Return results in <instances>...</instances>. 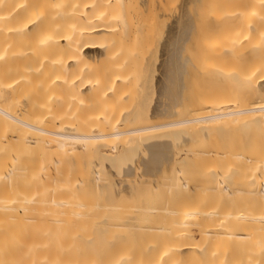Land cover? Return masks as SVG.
<instances>
[{
	"label": "bare ground",
	"instance_id": "1",
	"mask_svg": "<svg viewBox=\"0 0 264 264\" xmlns=\"http://www.w3.org/2000/svg\"><path fill=\"white\" fill-rule=\"evenodd\" d=\"M109 1L0 0V204H4L0 214L8 212L0 225L8 231L12 226L11 235L5 233L6 242H12L10 264H264V143H260V136L258 140L250 137L254 140L253 145L249 140V155L238 145L243 139L240 129L264 132V7L260 10L253 0L251 6L245 3L248 0H219L220 6L234 3V8H229V13H225L228 8L223 9L228 14H224L223 26L214 17L223 28L216 22L218 27L209 31L210 40L203 38L208 41L198 44V51L194 47L197 58L186 67L191 65L193 70L187 73L190 70L184 68L191 81L188 85L185 76L182 80L179 77L185 73L180 70L183 63L177 60L187 33L183 36L177 30L175 42L172 38L168 44L166 41L169 48L173 42V51L169 66L164 63L168 67L164 79L169 83L165 88L173 91L165 93L177 118L165 120L170 112L159 109L161 113H155L166 117L163 121L129 127L132 115L125 110L116 112V107L123 106L119 103L130 95L126 86L135 80L134 61L145 48V31L139 26L131 37L135 44L142 42L137 44L141 50L134 53L132 46L129 48L132 42L115 36L113 11L106 6ZM239 3L249 7L237 8ZM212 4L207 6L214 7ZM248 43L250 54L246 55ZM166 49L163 52L168 53ZM188 54L190 62L192 54ZM94 56L101 67L95 65ZM212 59L220 64L209 62ZM231 60L240 64L239 68L223 66ZM246 99L250 102L245 103ZM85 102L105 108L89 114V120L93 117L97 124L91 123L95 128L86 132L78 119L84 112H78V107ZM178 108L185 111L184 117L179 110L176 113ZM226 129L231 135L225 140ZM236 129L240 137L234 134ZM211 133L216 139L222 135L217 141L224 137V143L201 152L208 163L188 177L185 168L192 160L197 164L199 155L189 149V142L195 138L202 144L209 135L214 136ZM132 142L137 144L129 148ZM116 145L125 153L109 157L106 148L116 149ZM183 146L186 148L181 149ZM65 153H75L76 160L91 154L93 166L91 161L87 166L89 163L74 160L63 168L60 156ZM111 164V174L104 173ZM195 164L191 166L198 168ZM78 168L82 169L79 176ZM202 185L204 190H198ZM93 193H102L106 204H87ZM200 193L202 200L197 199ZM122 196H136L135 208H116L114 201ZM209 198L241 206L220 210L207 203ZM72 199L78 203L72 205ZM150 202L158 204L147 206ZM6 208L11 210L12 219ZM192 231L197 232L198 240L192 239ZM142 237L158 239L159 243L146 250L139 243ZM7 247L1 249L5 252Z\"/></svg>",
	"mask_w": 264,
	"mask_h": 264
},
{
	"label": "rangeland",
	"instance_id": "2",
	"mask_svg": "<svg viewBox=\"0 0 264 264\" xmlns=\"http://www.w3.org/2000/svg\"><path fill=\"white\" fill-rule=\"evenodd\" d=\"M207 3V4H209V5H211L212 3V5L214 6V7H210L209 5L207 6V4L205 3V2ZM120 0L118 3H115V1L114 0H111V1H109L107 4H106V6L107 7H109V8H111L112 9V11H113V14H112V16H113V19L111 20L112 22H113V25L117 28H115L116 29V33H115V36H116V38L117 39H125V41H128L129 40V42H132V41H130V40H132L131 39V37H134L133 35H134V32L136 31V32H138L136 29H138V27L140 26H143L142 27V29L144 28V30H142V29H140L139 28V31L140 30H142V32L143 31H145V38L144 39H142L143 41L142 42H144V46L142 45V47H145V48H143V50L142 51H140L141 50V47H137V44L138 43H134L135 42V40H134V42H132V43H134V47H133V45H131L132 43H130V47L129 48H131V46H132V48L134 49V53L136 52V53H138L139 51L141 52L140 54H136V56H137V59H136V61H134V58L133 57H135L136 58V56H135V54L133 55V57H131L132 58V60L134 61V63L135 62H137V64H136V66H133L134 68H136V69H131V70H133L132 71V73L133 74H135V80L130 84V86H126L127 87V89H129L130 88V92H128L130 95H129V97H127V99L124 101V102H122V103H119L120 105L122 104L123 106H118V107H116V112H119V110H120V112H124V110H125V112L124 113H127V112H130V114L132 115L129 119H131V121H130V123H128L127 124V126H129V127H134V126H140V125H145V124H153V123H157V122H160V121H163L166 117H162V116H156L157 114L156 113H158V114H160L161 113V111H162V113L163 112H170V117H168V118H166L165 120H167V119H170L171 117H175L174 116V112H172V110L174 109V105H173V102H171L172 103V105H168V104H171V103H168V102H170V99H169V91H171V92H173L172 90H169V86H167V88H165V84H168L169 85V83L168 82H166V78L165 77H167V75H166V71H168V67L167 66H169V64L167 65V61H169V58L168 57H170L171 56V53H172V44H173V42L172 43H169V44H171L170 45V47L171 48H169V47H167L166 46V41H167V44H168V40H170L171 38V41L173 40H175V38H176V34L177 33H179L180 31L182 32V34H183V36H185L186 38H184V39H182V40H188V41H182L183 43H181L182 44V48H181V50L180 51H178V62H179V64L181 63V65H182V63H183V65L181 66V67H183V69H180L181 70V72H183L184 71V68L188 71V70H190V71H188L187 73H191V71L193 70V68L191 69L190 67H192L191 65H189V67L188 68H186L188 65H187V63H191L192 62V60H193V62H194V59L195 58H197V57H194V56H196V54H197V51H198V48H197V46L199 47V45L198 44H200L203 40L204 41H208V40H210V39H208L207 37H211V36H209V31L211 30V29H213V28H215V27H218V26H220L221 24H219L218 22H220V21H216V20H218V19H220L221 20V22L220 23H222L223 21H222V19L224 18V16L225 15H228V14H225V13H227V11H228V13H229V8L231 9L232 7L234 8V3H232L231 5H230V3H228V4H223V5H221V6H228V7H226V8H223V7H221L219 4L221 3V1H223V0H221V1H219V0ZM213 1V2H212ZM215 1V2H214ZM231 0H229V2H230ZM233 1V0H232ZM243 1V0H242ZM241 1V2H242ZM246 0H244V2H245ZM220 2V3H219ZM224 2H226V0L224 1ZM223 2V3H224ZM235 2V1H234ZM238 2H240V0L238 1ZM250 2H252L251 0H248V2L246 1L245 3H247L248 5L250 4ZM253 2L255 3V2H257V3H259V6H258V8L261 10V8H260V6L262 7H264V5L262 4L261 5V3L263 2L264 3V0H253ZM202 3H204V5L202 4ZM218 4V5H214V4ZM243 3V2H242ZM245 3L244 4H240L239 6L240 7H237V8H242L241 6H244V7H247L248 5L246 4V6H245ZM206 4V5H205ZM252 4H250L249 6H251ZM258 5V4H257ZM202 6H205V7H203L202 8ZM220 6V7H219ZM248 6V7H249ZM116 7L117 8H121V11L120 12H116L115 10H116ZM255 7V6H254ZM257 7V6H256ZM262 7V8H263ZM207 8H209V9H207ZM221 8V9H220ZM228 8V10H226ZM252 7H250V8H247V9H251ZM202 9V10H201ZM203 9H204V11H205V9L207 10V12H205L204 13V11H203ZM226 10V12L224 13V10ZM257 9V8H256ZM214 10H215V12H214ZM233 10H235V9H233ZM124 11H125V13H124ZM232 11V10H231ZM230 11V12H231ZM221 12V13H220ZM264 12V11H263ZM119 13V14H118ZM121 13V14H120ZM183 13V14H182ZM207 13H208V15H207ZM218 13H219V16H217L218 15ZM232 13V12H231ZM225 14V15H224ZM205 15H207V17L205 16ZM211 15V16H210ZM223 15V16H222ZM214 17H216L215 19H214ZM221 17V18H220ZM177 18H178V21H177ZM206 18L208 19V21L206 20ZM209 18H211V19H209ZM122 19H123V21H122ZM180 19V20H179ZM212 19L214 20V21H212ZM190 21V22H188V21ZM209 20H211V21H209ZM186 21V22H185ZM124 22V23H123ZM210 22V23H209ZM218 23V26H216L217 24H215V23ZM186 24H188V25H186ZM209 24V25H208ZM122 25V26H121ZM186 27H185V26ZM210 25H212V27H210ZM224 24L222 23V26H223ZM225 26L227 27L228 25H226L225 24ZM184 27V28H183ZM189 27V28H188ZM221 27V26H220ZM225 27V28H226ZM179 28V29H178ZM221 28H223V27H221ZM173 29V30H172ZM175 29V30H174ZM186 31H185V30ZM190 29V30H189ZM216 29V28H215ZM217 29H219V28H217ZM179 32H178V31ZM214 30V29H213ZM212 30V31H213ZM173 31V32H172ZM141 32V31H140ZM184 33H187V34H185L184 35ZM214 33V32H213ZM138 34H141V33H138ZM181 33H180V35H182ZM204 34V35H203ZM142 35V34H141ZM172 35H174V36H172ZM179 34H178V36H180ZM210 35H212V34H210ZM216 35V34H215ZM172 36V37H171ZM177 36V37H178ZM183 36L182 37H179V38H183ZM206 37V38H205ZM128 38H130V39H128ZM203 38H205V39H208V40H205V39H203ZM138 39H139V35H138ZM141 39V38H140ZM178 39V38H177ZM193 39H195V41L193 40ZM147 40V41H146ZM124 41V40H123ZM192 41H194L193 42V44H192ZM203 41V43H201V45L202 44H204L205 42ZM217 41H218V39H217ZM216 41V42H217ZM129 42L128 43H126V45L128 44L129 45ZM137 42V41H136ZM141 42V43H142ZM157 42V43H156ZM164 42H165V44H164ZM175 42V41H174ZM197 42V43H196ZM215 42V43H216ZM140 42H139V44H141ZM124 44H125V42H124ZM138 44V45H139ZM157 44V45H156ZM180 44V45H181ZM147 45V46H146ZM163 45H165V46H163ZM183 45L185 46V48L183 47ZM247 45H248V47H247ZM141 46V45H140ZM158 46V47H157ZM169 46V45H168ZM128 47H127V49H128ZM153 47V48H152ZM163 47H165V49H166V51H168V53H166V52H163L165 49H161V48H163ZM195 47L196 48V50H195V48H194V50H193V48ZM161 50H160V49ZM249 48H250V46H249V43L248 44H246V47H245V50L244 51H246L245 52V54L246 55H248V54H250V52H248V50H249ZM133 49H129L130 50V52L129 53H132L133 52ZM139 49V51L137 52V50ZM158 49V50H157ZM171 49V50H170ZM200 49V48H199ZM132 50V51H131ZM145 50H146V52H145ZM190 52H188V51ZM250 51V50H249ZM150 52V53H149ZM155 52V53H154ZM171 52V53H170ZM192 52V53H191ZM194 52V53H193ZM247 52H248V54H247ZM144 53V54H143ZM170 53V54H169ZM189 53V54H188ZM133 54V53H132ZM144 55V56H140V55ZM160 54V55H159ZM164 54V55H163ZM169 54V55H168ZM187 54L188 55H191L192 54V56H190V58H189V60H190V62H188V56H187ZM127 55H129V54H127ZM180 55V56H179ZM96 57H97V55H95ZM95 56L93 57V59L95 58ZM148 56V57H147ZM155 58H154V57ZM183 58H182V57ZM105 57V56H104ZM139 57H141V58H143V59H139ZM159 57V58H158ZM145 58V59H144ZM149 58V59H148ZM163 58V59H162ZM186 58V59H185ZM248 58V57H247ZM96 59V58H95ZM94 59V60H95ZM144 60V61H146L147 59V61L145 62V63H147V64H145L144 63V61H139V60ZM150 59H151V61H150ZM165 59V60H164ZM222 59H225L224 57L222 58ZM86 60V59H85ZM104 59H102V61H103ZM154 60V61H153ZM180 60V61H179ZM214 60V63L212 62V64H220V58H219V63L218 62H215V61H218V60H216V59H212V60H209V62H211V61H213ZM149 61V62H148ZM160 61H162V62H160ZM164 61V62H163ZM247 61V60H246ZM249 61V60H248ZM86 62H87V60H86ZM89 62V61H88ZM87 62V63H88ZM90 62H93V61H91L90 60ZM95 62H97L96 60H95ZM142 63V64H140V63ZM156 62V63H155ZM159 62V63H158ZM224 62V61H223ZM231 63H222L223 64V66L224 67H226V68H228V69H230V70H233L235 67H237V68H239V66H240V64H236L235 62H232V60L230 61ZM243 62V61H242ZM167 65H165V64ZM169 63V62H168ZM186 63V64H185ZM233 63H235V64H233ZM240 63V62H239ZM99 63L97 62L95 65H98ZM158 64H159V66H158ZM209 64V63H208ZM225 64L227 65V66H225ZM230 64L233 66H230ZM243 64H249V62H247V63H243ZM90 65V64H89ZM95 65H93V66H95ZM109 65V64H108ZM108 65H106V67L108 66ZM139 65H140V67H139ZM148 65V66H147ZM164 66V67H161V66ZM186 65V66H185ZM99 66V65H98ZM103 66V65H102ZM144 66V67H143ZM247 66V65H246ZM99 67H101V66H99ZM98 67V68H99ZM137 67H138V69H137ZM143 67V68H142ZM166 67V68H165ZM94 68H96V66L94 67ZM107 68H109V66L107 67ZM147 69V71H146V69ZM154 68V69H153ZM156 68V69H155ZM92 69V68H91ZM105 69V68H104ZM140 69V70H139ZM143 69V70H142ZM161 69V70H160ZM162 69H163V71H162ZM165 69H167V70H165ZM96 70V69H95ZM108 70V69H107ZM106 70V71H107ZM144 70H145V74H143L144 73ZM153 70V71H152ZM185 70V71H186ZM91 71V70H90ZM93 71V73H94V69L92 70ZM99 71V70H98ZM103 71V70H102ZM105 71V70H104ZM134 71H135V73H134ZM141 71H143V72H141ZM160 72V74H159V72ZM184 71V73H185V75H182V73L180 74V76L179 77H182L181 78V80L183 79V76H185L186 77V79H185V77H184V80H185V83H187V85H188V82L190 81L189 80V77L188 76H186V72ZM150 72V73H149ZM98 73V72H97ZM142 73V74H141ZM165 73V74H164ZM92 74V73H91ZM144 75V76H143ZM156 75V76H155ZM163 75V76H162ZM144 77V79H143V77ZM160 76V77H159ZM147 79H146V78ZM157 77V78H156ZM188 77V78H187ZM140 78L142 79V80H140ZM155 78V79H154ZM165 78V79H164ZM154 79V80H153ZM163 79V80H162ZM143 80H146V82H144L143 83ZM156 80H157V82H156ZM162 82H161V81ZM189 80V81H188ZM165 81V82H164ZM188 81V82H187ZM156 82V83H155ZM182 82V81H181ZM191 82V81H190ZM190 82H189V84H190ZM152 83V84H151ZM146 84V85H145ZM157 84H158V86H157ZM163 84V87L161 86ZM144 85H145V87H144ZM182 85V84H181ZM140 86H141V88H140ZM155 86V87H154ZM183 86H185V84L183 85ZM129 87V88H128ZM152 87V88H151ZM145 88V89H144ZM156 88V89H155ZM160 88H162L163 90H161ZM164 88H165V90H167V91H164ZM126 88H125V90H127ZM182 89H183V87H182ZM127 91H129V90H127ZM140 91V92H139ZM153 91V92H152ZM161 91L163 92L162 94H161ZM184 91V90H183ZM148 92H149V95H148ZM156 92V93H155ZM165 92H168V93H165ZM141 94V95H140ZM150 94H152V95H150ZM166 94H167V96H166ZM171 94V93H170ZM136 95H138V96H136ZM160 95V96H159ZM162 95V96H161ZM155 96V97H154ZM157 96H158V99H157ZM86 97V96H85ZM146 97H148V98H146ZM150 97V98H149ZM154 97V98H153ZM246 97V96H245ZM249 97V95L247 96V98ZM84 98V97H83ZM152 98V99H151ZM85 99V98H84ZM138 99V100H137ZM146 99V100H145ZM149 99V100H148ZM151 99V100H150ZM157 99V100H156ZM161 99V100H160ZM163 99V100H162ZM171 99H172V97H171ZM243 99H244V97H243ZM250 99V98H249ZM249 99H246V102L245 103H247V100L250 102V100ZM167 101V104H166V101ZM169 100V101H168ZM157 101V102H156ZM160 101H163V102H161L160 103ZM172 101V100H171ZM242 101H244V100H242ZM83 102V101H82ZM81 102V103H82ZM139 102V103H138ZM248 102V103H249ZM78 103H80V102H78ZM78 103H76L77 105H79ZM88 103V102H87ZM86 102L85 103H83L84 105L82 106V105H79V111H78V108H77V111L78 112H82V111H84V112H82V113H79V116L83 119V120H81V118L78 116V119H80V121H82L81 123H82V131H83V128H85V132H86V130H93V127L95 128V126L94 125H96L97 124V121L96 120H93L94 118L92 117V121L91 120H89V114L91 115L92 114V112L94 113V110H96V112L97 111H99L98 109H100V107H103L102 106V104L101 105H99V104H95V105H92V107L91 106H89L90 104H87ZM90 103V102H89ZM136 103V104H135ZM138 103V104H137ZM153 103V104H152ZM92 104V103H91ZM118 104V105H119ZM148 104V105H147ZM141 105V107H139ZM146 105V106H145ZM161 105H162V107H161ZM168 105V106H167ZM185 104H183V108L182 107H180V108H182V109H184L185 110V106H184ZM81 106V107H80ZM85 106V108L87 107V110L85 111V110H83V109H85V108H83ZM89 106V107H88ZM117 106V105H116ZM154 106H156V107H154ZM157 106H159V107H157ZM171 106L173 107V109L171 110ZM180 106H182V105H180ZM73 108L74 107H76V106H72ZM132 107V108H131ZM147 107V108H146ZM165 107V108H164ZM82 108V109H81ZM89 108V109H88ZM104 108V107H103ZM122 108H123V111H122ZM125 108H127L129 111H127ZM133 108H134V111H133ZM140 108V109H139ZM145 110H143V109ZM93 111H92V110ZM102 109V108H101ZM105 109V108H104ZM103 109V110H104ZM142 109V110H141ZM147 109V110H146ZM153 109V110H152ZM161 111H160V110ZM169 109V110H168ZM133 112H132V111ZM148 110H150V111H152V114H151V112L149 111L148 112ZM171 110V111H170ZM179 110V108L177 109V110H175L176 111V113H177V111ZM140 111V112H139ZM86 112V113H85ZM88 112V113H87ZM119 112V113H120ZM140 114H139V113ZM143 112H144V114H143ZM156 112V113H155ZM168 112V113H169ZM171 112H172V114H171ZM179 112H181V115L183 116L184 115V113H185V111H182V110H179L178 111V114H179ZM182 112H184V113H182ZM134 113V114H133ZM138 113V114H137ZM148 113V114H147ZM155 113V114H154ZM38 114V113H37ZM84 115V117L85 118H83V115ZM142 114V115H141ZM145 114H146V117H145ZM149 114H151V115H149ZM88 115V116H87ZM93 115V114H92ZM140 115V116H139ZM149 115V116H148ZM172 115V116H171ZM181 115H179L178 116V118H181L182 116ZM117 116H118V114H117ZM117 116H115L116 118H117ZM142 116H144L143 118H142ZM151 116H154V117H151ZM88 119H87V118ZM119 117V116H118ZM136 117V118H135ZM184 117V116H183ZM126 118V117H125ZM173 118H171V119H173ZM175 118H177V115H176V117ZM86 119V120H85ZM90 119H91V116H90ZM115 119V118H114ZM118 119V118H117ZM120 119V118H119ZM121 119H123V117L121 118ZM120 119V120H121ZM89 120V121H88ZM79 121V122H80ZM85 121H87V124H86V122ZM90 122V123H89ZM98 122H102L101 120H99ZM84 123V124H83ZM89 123V124H88ZM91 123H94V125H91ZM96 123V124H95ZM83 125H85L84 127H83ZM93 126V127H92ZM90 127V128H89ZM244 129V128H243ZM240 129L241 130V135H242V138L243 139H239V140H241L242 141V145H241V141L238 143V141H236V143H238V145H239V149H241L243 152H246L245 154H247V155H249L250 154V151H252V148H249L248 146H251V145H249L251 142H249V140L251 139V138H256L257 136V138H259V136H260V138H259V140L261 141L260 143L262 144V143H264V132H263V134H258V133H261V131L262 130H256V129H254V128H251L252 130H250V129ZM231 130H232V128H231ZM231 130H229L230 132H234V131H231ZM237 130L238 129H236L235 130V133L234 134H238V133H236L237 132ZM243 130V131H242ZM249 130V131H248ZM245 131V132H244ZM255 131V132H254ZM258 131V132H257ZM224 132H226L223 136H226L227 138H225V140L226 139H228L229 138V136H228V134H230L229 132H228V130L226 129ZM228 132V133H227ZM244 133V134H243ZM250 133H252V135L254 134V133H256V135H255V137H253ZM211 134H213V133H211ZM233 134V135H234ZM214 135V134H213ZM231 135V134H230ZM232 135V136H233ZM248 135V137L249 138H244V136L246 137ZM185 136V135H184ZM215 136V135H214ZM214 136H211V135H209L208 137H209V139L211 138V140H209V139H207V141H205L204 140V143H202V144H200V142H196L194 139H192L190 142H189V145L191 146V147H189V149L191 148L192 150H194V151H192L191 149V151L192 152H194V153H196V154H199L198 155V157L197 158H195V159H197V164H198V168L196 167V169H195V167H192L191 165H194L195 164V162H196V160H195V162H190V165L189 166H191L192 168H189V166H187L185 169V172H186V175L188 176V177H192L193 175L192 174H194L193 173V171L194 172H197V170L200 168V169H202V168H204L205 166H206V162H207V160L206 159H204V157L202 156V155H200V153L201 152H203V151H206V150H209V149H217L216 147H215V145L218 147L219 146V144H220V142H221V145H222V142L224 143V141H223V139H224V137H223V139L222 140H220V141H217V139L219 140V139H221L222 138V135H221V138H217L216 139V136L214 137ZM237 136H239L240 137V133H239V135H237ZM214 137V138H213ZM220 137V136H219ZM231 137V136H230ZM251 137V138H250ZM233 138V137H232ZM231 138V139H232ZM256 138V139H257ZM213 139V140H212ZM245 139V140H244ZM247 139V140H246ZM253 139V140H254ZM29 140H31V142L29 141V144H31V146L33 145L32 144V139H29ZM214 140H216V141H214ZM235 140H238L237 138H236V135H235ZM253 140H250V141H252V145H253ZM258 140V139H257ZM228 141V140H227ZM229 141H230V139H229ZM228 141V142H229ZM246 141V142H245ZM248 141V142H247ZM192 143V144H191ZM199 143V144H198ZM230 143H231V141H230ZM233 143H235V141L233 140ZM246 143H248V144H246ZM136 144L137 143H134V142H132V143H129L128 144V147L129 148H134V146H136ZM215 144V145H214ZM256 144H258L257 142H256ZM255 145V144H254ZM256 146V145H255ZM118 147V148H117ZM253 147V146H252ZM122 149V147L120 146V145H116V149L115 148H111V147H107L106 149V153H107V155L109 156V157H114V156H117V157H119L120 155H122V154H124L125 153V151H124V153H122L123 152V149H122V152H121V149ZM185 149L186 147L185 146H183V147H181V149ZM112 149H114L113 151H112ZM137 150H138V148H136ZM175 149H176V147H175ZM117 150H118V152H117ZM120 150V151H119ZM125 150V149H124ZM137 150H135V152H137ZM111 151V152H110ZM115 151V152H114ZM183 151L184 150H182V151H180V154L182 153L183 154ZM52 152V150H50V153ZM109 153H111V154H109ZM116 153H118V154H116ZM119 153H120V155H119ZM122 153V154H121ZM88 154V153H87ZM114 156H113V155ZM143 154H145V153H143ZM78 155V154H77ZM55 156V155H54ZM90 156H91V158H90ZM181 156V155H180ZM61 160H62V162H61V166L63 167V168H67L68 166H70V162H74V160L75 161H77V163L79 164V163H83V164H88L87 166H90V161H91V159L93 158L92 157V155L91 154H89V156L88 155H83L82 154V156H79V158L76 160V156H75V153H65V154H62L61 156ZM81 157V158H80ZM183 156H181L180 158H182ZM114 158H116V157H114ZM94 159H92V161H93ZM91 161V164L93 163ZM87 162V163H86ZM208 163V162H207ZM197 164H195V165H197ZM91 166H93V164L91 165ZM113 164H111V165H109V166H107L106 167V169H103L104 171V173H107L108 171H110L109 169H112L113 168ZM195 169V170H194ZM78 170V176L81 174V170L82 169H80V168H78L77 169ZM106 171V172H105ZM112 172V171H111ZM191 172H192V174H191ZM107 174H111L110 172H108ZM195 175H196V173H195ZM162 180V182H167L168 181V179L166 180V179H164V178H162L161 179ZM170 181V180H169ZM169 181H168V183H169ZM104 182V181H103ZM102 183V182H101ZM204 188H205V186H200V187H198V190H204ZM103 191H104V189H103ZM102 191V192H103ZM205 192V191H204ZM178 195H176V198H178L177 197ZM135 197L136 196H122V197H118V198H116L115 199V201H114V203H115V206H116V208H120V209H122L123 211H128V210H131V209H133V208H135V206H136V201H135ZM144 197V196H143ZM164 197V196H163ZM203 193H200L199 194V197L197 198V199H199V200H202L203 198ZM106 201L107 200H105V197H104V195L102 194V193H93V196L89 199V201L87 202V204H90V205H92V206H102V205H104V204H106ZM71 203H72V205H75V204H77L78 203V200L77 199H72V201H71ZM207 203L208 204H210V205H216L217 206V208L218 209H220V210H232V209H234V208H236L237 206H241V205H237V204H234V203H229V204H226V203H223V202H221V201H219V200H217L216 198H209L208 200H207ZM156 204H158V203H152V202H150V203H148L147 204V206H153V205H156ZM1 206H0V210L2 211L1 212V214L4 212V208H1L2 207V205H4V204H0ZM7 209V208H6ZM8 211L10 210V209H7ZM11 210L9 211V215H10V218H11ZM6 214L5 215H3V216H5L6 218H7V216L6 215H8V212H5ZM0 214V215H1ZM2 215L0 216V223H2L3 221H5L2 217H3ZM5 218V219H6ZM12 219V218H11ZM8 220V219H7ZM6 220V221H7ZM10 220V219H9ZM2 221V222H1ZM11 223H12V220L10 221ZM10 222H8V223H6V222H4L6 225L7 224H10ZM12 225V224H11ZM2 226H4V225H0V229H3L2 228ZM9 226V225H8ZM10 228H8V229H10L9 231L6 229V227H4V229L2 230V232L4 231V237H5V233L6 234H10L11 235V231H12V226H9ZM8 231V232H7ZM1 232V231H0ZM192 233V239L195 241V240H198V235H197V232H195V231H192L191 232ZM1 234V233H0ZM8 234V235H9ZM4 237H2L1 235H0V239H3ZM8 237H5L4 239H5V242H6V239H7ZM3 239V240H4ZM12 238H10L9 240H11ZM2 240V242H4ZM1 241V240H0ZM5 242L3 243L4 245H1L2 243H0V249L1 248H6L7 246V250L5 249V252H6V254H4L5 252H4V249H1L2 251H3V253L1 252V250H0V252L2 253H0V264H7L8 263V261H9V263L8 264H10V261H11V257L12 256H10L11 254H12V249H11V247H12V242L10 243V242H6V243H8V245L7 244H5ZM9 243L11 244V245H9ZM139 243H140V245L143 247V248H145L146 250H151V249H153L154 247H156L157 245H158V243H159V241H158V239L157 240H155L154 238H148V237H142L140 240H139ZM5 245H7L6 247H5ZM10 246V247H9ZM11 249V251H9ZM9 252V253H8ZM8 253V254H7ZM2 256V257H1ZM10 257V258H9ZM5 261V262H4ZM7 261V262H6Z\"/></svg>",
	"mask_w": 264,
	"mask_h": 264
}]
</instances>
